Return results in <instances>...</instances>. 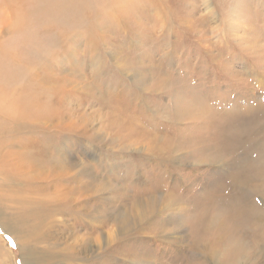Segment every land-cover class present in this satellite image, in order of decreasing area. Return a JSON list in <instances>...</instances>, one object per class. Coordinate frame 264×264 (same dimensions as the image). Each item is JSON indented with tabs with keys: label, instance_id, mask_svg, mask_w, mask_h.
Returning a JSON list of instances; mask_svg holds the SVG:
<instances>
[{
	"label": "rangeland",
	"instance_id": "rangeland-1",
	"mask_svg": "<svg viewBox=\"0 0 264 264\" xmlns=\"http://www.w3.org/2000/svg\"><path fill=\"white\" fill-rule=\"evenodd\" d=\"M73 2L86 3L77 17L34 24L46 34L25 75L34 114L0 110V264H264L263 225L247 217L231 254L219 235L231 215L200 203L264 151V0ZM218 137L238 141L220 153ZM263 172L239 196L264 223ZM43 186L81 201L27 243L19 235L43 220L16 218Z\"/></svg>",
	"mask_w": 264,
	"mask_h": 264
},
{
	"label": "bare ground",
	"instance_id": "bare-ground-1",
	"mask_svg": "<svg viewBox=\"0 0 264 264\" xmlns=\"http://www.w3.org/2000/svg\"><path fill=\"white\" fill-rule=\"evenodd\" d=\"M0 2H1L0 3V110L8 114L9 112L17 113L16 116H19V118H24L26 114L27 115L34 114L35 109L33 110V108H35V101L40 98L39 93L36 94L31 93L28 99V96L26 95V91H25L26 90L25 75L27 74L26 70L28 69L30 71V66L28 67L29 61L34 60L35 56L36 57L39 56L38 51L42 46L40 40L42 39V36L46 35L45 33L43 34L40 31H38L34 27V24L38 23L42 19V17L46 14L62 17L64 20H69L70 16H73L74 13L75 16L77 17L83 12V8L85 7L86 3H79L78 6H76L73 0H39L34 10H31L28 5V0H14L12 3L11 2L7 3L6 1H0ZM47 2H49L48 9L45 7V4ZM69 7L73 8L75 11L72 13ZM16 36L18 38H15ZM33 79H34V83L38 81L37 76H35ZM38 110L40 116H45L48 115V113L50 112V107L46 101L41 100L40 107L38 108ZM221 123L219 124L220 126ZM237 141H238L237 138L231 139V142H237ZM231 142L226 141L225 138H221L219 142L220 153L223 148H225L226 151L227 148L230 146L229 143ZM171 147L173 148V151L175 150V148H178L177 146L174 145H172ZM215 149H214L215 150L214 153L216 154V156L212 157L211 160L215 157H220L218 156L216 147ZM12 153L14 152H11V154ZM18 157L19 156H16V158ZM216 159L219 158H215V160ZM254 161L255 159L251 157L245 158L244 156L243 160L239 162V165L236 166V168H233L232 170V175L235 176L233 177V180L231 182H227V181L223 182L217 190L210 192V197L208 198V201L205 203L206 205H208V207L204 204L205 200L200 201L201 206H204V208H202L204 213H206V211L208 212L207 209L209 207L213 206V209L211 208V210H213L211 214L214 211H216L219 212L220 215L222 216H223V212L225 214L227 213L231 215L228 218L220 217L222 218L221 228L223 229L222 233H224V235H221V232H219V235L223 237L222 239L223 241L224 238L232 239L235 241L232 243L231 249H229L231 254L234 255L237 254L239 251H242L241 249L245 245L244 235L243 234L240 235L239 232H236V230L237 228L238 230L243 229L247 217L249 222H256L258 225L264 226V223L259 216L261 210L254 208L253 210L250 211L249 201L244 197L239 196V195H243L242 187L244 183L242 182L246 180L247 175L253 172L254 170L256 171V173L258 171L264 170V151L261 153L258 162L255 161V168L253 167L248 168V165L252 166ZM260 175H264V172L261 173ZM254 177L257 178V176ZM55 181L57 182V180ZM41 188L42 190H44L45 187L43 186ZM37 190H30V191H37ZM45 191L46 190H44L43 194L40 193L43 197L45 196L44 198L41 199L40 197L38 199L36 197L34 198L35 201L34 205L29 207L21 206L20 208L22 209L23 214L29 217V219H23L20 217L16 218L17 222L21 224V226H25L27 221H30L35 218L43 220L41 224L33 223L29 225L28 227L31 229L30 232H27V230L24 229L25 235L23 234L19 235L23 237L24 242L28 243L29 239H32V241L39 240V238L43 237L42 235L51 232V228H53V225H55L54 223H55L56 215L58 213H61L59 211L66 210V208H69L71 201L72 203L73 201H81L79 200V197L70 198V195L68 194L69 191H65L63 189L62 191L66 192V195H59L56 189H52L51 192H47V193ZM128 198L130 199V197ZM138 203L141 206L147 205L146 200L138 201ZM75 207L78 208L80 206H75ZM153 207L154 205L151 206V209ZM49 208L53 210V213L47 212L49 211L48 210ZM148 210H150V206L148 207ZM260 215L262 216V214ZM199 216H201V214H199ZM216 218H211V219H216ZM196 221L200 222L199 219ZM229 223L232 224L231 227L229 226ZM224 225H226V227H224ZM35 227L37 228L36 230H34ZM13 232L18 233V230L15 229ZM243 233L245 234V232ZM235 259H236L235 256H230L229 263L236 264L237 260ZM35 263L57 264V262L50 261L48 258L44 256H41L38 259V263L35 260Z\"/></svg>",
	"mask_w": 264,
	"mask_h": 264
}]
</instances>
